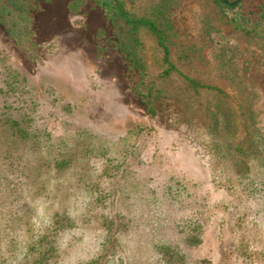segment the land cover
<instances>
[{
	"label": "rangeland",
	"instance_id": "obj_1",
	"mask_svg": "<svg viewBox=\"0 0 264 264\" xmlns=\"http://www.w3.org/2000/svg\"><path fill=\"white\" fill-rule=\"evenodd\" d=\"M74 1L33 0L28 47L0 20V49L41 89L38 132L23 139L0 127V264H162V242L194 264H264V36L236 29L235 11L211 0H135L139 14L164 10L174 63L228 93L218 103L164 81L152 115L105 12L84 0L74 13ZM231 2L243 28L264 10V0ZM141 43L153 78L162 51L149 32ZM243 131L249 162L239 168L231 147ZM197 218L203 242L189 248L177 226Z\"/></svg>",
	"mask_w": 264,
	"mask_h": 264
},
{
	"label": "trees",
	"instance_id": "obj_2",
	"mask_svg": "<svg viewBox=\"0 0 264 264\" xmlns=\"http://www.w3.org/2000/svg\"><path fill=\"white\" fill-rule=\"evenodd\" d=\"M32 1L0 0L1 23L9 37L21 47H28L32 44ZM211 1L217 3L224 13L235 11L230 20L236 29H243L246 32H258L261 36H264V10L258 15V19L253 21L252 25L243 28L244 25L242 24H245V22L243 18L240 21L241 17L238 12L240 2L232 3L231 0ZM94 2L105 12L110 21L117 46L124 59L140 70L141 81L137 85L135 93L152 115L156 113L157 101L162 96L168 95L166 94V88L162 86L164 81L174 80L181 85L186 93L192 95L203 96L205 93H210L218 103H221L227 96L228 93L224 86L201 82L184 72L173 62L168 28H166L167 21L163 18L165 16L163 9L158 7L153 14H151V11L139 14L136 11L135 0H94ZM83 4L84 0H75L71 3L70 9L75 13ZM250 21L247 20V23ZM145 31L155 36L157 45L163 54L164 66L153 78L150 77L149 70L139 55V47L142 45L141 35ZM37 92H41L37 80H31L26 73L14 66L9 56L0 49V127L12 134H17L23 139H30L33 132H38L40 129L35 125L37 119L32 116L40 107V103L36 101ZM228 125L227 120L222 118L215 122L217 129H225ZM140 127L141 125L138 126V128ZM136 131L141 132L139 129H136ZM249 139L250 135L243 131L241 138L231 147L232 155L239 168H245L248 165L246 142ZM169 186L170 183L165 186L166 197L169 195L172 205L174 203L181 205L178 197L179 191H175ZM137 188L138 184L136 183L134 189ZM172 194L174 199H172ZM125 198L123 197V200ZM118 225L115 229V237L119 231L126 228V215L121 216ZM177 232L180 235V243L189 248H195L203 242V223L200 218L193 222L178 224ZM46 243L53 245L54 237L49 236L46 238ZM155 248L162 264H194L193 260L183 250L173 247L167 242L157 244ZM49 252L48 249L43 251L44 259L49 257ZM96 262L97 264H106L104 258L91 264H96Z\"/></svg>",
	"mask_w": 264,
	"mask_h": 264
},
{
	"label": "clouds",
	"instance_id": "obj_3",
	"mask_svg": "<svg viewBox=\"0 0 264 264\" xmlns=\"http://www.w3.org/2000/svg\"><path fill=\"white\" fill-rule=\"evenodd\" d=\"M19 259H22V256H21V257H19Z\"/></svg>",
	"mask_w": 264,
	"mask_h": 264
}]
</instances>
